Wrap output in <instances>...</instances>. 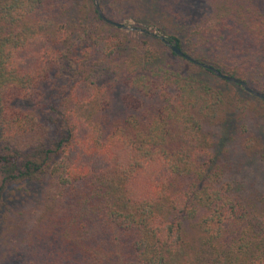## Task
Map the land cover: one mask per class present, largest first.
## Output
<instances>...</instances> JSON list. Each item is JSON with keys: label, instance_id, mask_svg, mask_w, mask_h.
Masks as SVG:
<instances>
[{"label": "trees", "instance_id": "trees-1", "mask_svg": "<svg viewBox=\"0 0 264 264\" xmlns=\"http://www.w3.org/2000/svg\"><path fill=\"white\" fill-rule=\"evenodd\" d=\"M79 1L0 0V213L10 193L33 188L28 183H43L36 197L48 209L31 230L15 227L4 252L14 256L10 263L264 264V190L233 191L229 178L221 180L227 149L215 148L224 145L231 116L241 121L251 108L264 118V99L161 39L163 55L125 58L110 43L102 49L92 33L105 21L93 0L84 34L96 57L106 55L99 68L75 71L60 49L47 48L57 57L43 62L41 37L64 16L82 21ZM185 1V49L178 37L167 39L264 94V0ZM93 69L120 76L152 101L103 139V126L91 120L100 108L86 104ZM76 73L77 83L66 88ZM45 84L52 93L36 109L20 105ZM223 124L218 142L214 131ZM256 139L264 159V140Z\"/></svg>", "mask_w": 264, "mask_h": 264}, {"label": "rangeland", "instance_id": "rangeland-1", "mask_svg": "<svg viewBox=\"0 0 264 264\" xmlns=\"http://www.w3.org/2000/svg\"><path fill=\"white\" fill-rule=\"evenodd\" d=\"M103 14L114 22L122 24L124 27L115 26L106 23L100 26L97 32L92 33L99 38L100 47L103 49L105 44H116V52L121 53L125 58L133 55H141L144 52L158 53L163 55V46L159 43L158 35L166 38L168 34L178 37L183 42L185 49L186 29L188 26L187 13L188 3L185 0H97ZM80 2V1H79ZM89 0H82L77 12L80 16L87 12ZM94 3V1H93ZM54 31H46L42 36L43 53L40 57L43 62H48L56 54L51 52L68 54L72 64H75V71L81 68H99L97 63H101L105 58V53H99L96 57L89 44L91 38H87L84 31L87 30L85 18L80 22H73L66 16L56 20ZM165 26V28H162ZM83 31V34L81 32ZM154 33L156 35H152ZM86 38V40H84ZM40 39V40H41ZM41 45V44H40ZM39 42L36 45L37 50L40 48ZM39 46V47H38ZM69 50L67 51V49ZM107 51V50H106ZM59 53V52H58ZM28 56L23 54L22 58ZM96 58H100L96 60ZM34 58L26 59V62ZM60 60V57H59ZM47 64V63H46ZM94 70V69H93ZM89 71L85 82L90 88V103L100 108L94 117L93 122H98L102 127V139L108 136L111 130L126 127L123 121L128 116L140 115L144 108H148L152 101H148L139 96L134 90L130 89L120 76L108 74L107 71L94 70ZM207 79L212 83L219 84V80L205 74ZM79 76L77 73L73 78H69L66 88L77 83ZM224 85V84H223ZM48 85H43L42 90L35 92L30 98L20 102L24 108L36 109L37 106L45 101L52 93V89H47ZM225 86V85H224ZM225 89V88H224ZM50 90V91H49ZM233 91V89L226 88ZM81 96L84 95L81 93ZM82 97V98H83ZM239 115H237L238 117ZM229 128L224 139V145L221 147L216 143L217 150L222 153L224 148L227 149L226 157H223L228 165V171H223L221 180H231L233 191L245 192L246 194L255 195L257 191L264 190V159L259 156L260 143L256 141L259 137L264 140V118L254 115L251 108L245 110L243 120L237 121L235 117L229 118ZM214 131V130H213ZM225 133L224 124L215 128V138L219 142L220 135ZM213 134V135H214ZM255 138V140H254ZM248 145V146H247ZM251 145V147H249ZM215 149V151L218 153ZM224 154V152H223ZM229 178V179H228ZM33 188L24 191L25 185L18 188L14 194H9V208L0 213V264H12L10 260L14 256L4 253L8 250V244L13 241V231L18 224L24 223L23 230H31L38 219L47 212V206L42 199L36 197L43 183H28ZM45 185V183H44ZM11 195V198H10ZM51 209V207H49ZM25 236V234H24ZM13 238V239H12ZM15 259V258H14ZM21 261H18L19 264ZM13 263V264H18Z\"/></svg>", "mask_w": 264, "mask_h": 264}, {"label": "water", "instance_id": "water-1", "mask_svg": "<svg viewBox=\"0 0 264 264\" xmlns=\"http://www.w3.org/2000/svg\"><path fill=\"white\" fill-rule=\"evenodd\" d=\"M94 1V6H95V9L99 15V17L104 20L106 23H109V24H113L115 26H119V27H124L122 24L120 23H117V22H114L113 20L107 18L103 12L101 11V8L98 4V1L97 0H93ZM152 35H156L154 33H151ZM157 36V35H156ZM158 37L173 51L175 52L176 54L186 58L187 60H190L196 64H199L209 70H211L212 72H214V74L224 80H227L229 82H233V83H237V84H240L246 91H248L249 93H251L252 95H255L257 97H260L262 99H264V94L262 93H259L253 89H251L248 84H246V82H244L243 80L239 79V78H236V77H233V76H229V75H226V74H223L221 73L219 70H217L216 68L212 67L211 65L209 64H204V63H201V62H198L196 60H194L193 58H191L190 56L184 54L180 48L177 46V44L172 41L173 43H171L165 36L163 35H158Z\"/></svg>", "mask_w": 264, "mask_h": 264}]
</instances>
